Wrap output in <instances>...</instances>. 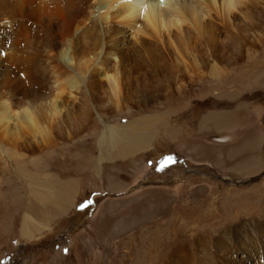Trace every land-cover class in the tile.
<instances>
[{"label": "rangeland", "instance_id": "374dc122", "mask_svg": "<svg viewBox=\"0 0 264 264\" xmlns=\"http://www.w3.org/2000/svg\"><path fill=\"white\" fill-rule=\"evenodd\" d=\"M253 28L225 29L212 65L196 52L182 78H142L118 116L86 101L70 140L27 150L0 130V264H142L150 238L191 250L222 226L262 220L264 167L253 157L264 164V21ZM138 93L155 96L140 104ZM111 125L144 144L122 155L100 141ZM157 247L149 264L166 253Z\"/></svg>", "mask_w": 264, "mask_h": 264}, {"label": "bare ground", "instance_id": "6f19581e", "mask_svg": "<svg viewBox=\"0 0 264 264\" xmlns=\"http://www.w3.org/2000/svg\"><path fill=\"white\" fill-rule=\"evenodd\" d=\"M263 21L264 0H0V130L3 136L22 135L27 150L70 140L81 132L74 115L86 101L102 100V108L118 116L125 95L142 78L164 69L182 78L198 62L196 52L205 53V65L214 63L227 49L219 39L225 29L237 36V29L251 32ZM140 94V104L155 96ZM120 129L107 126L100 141L122 155L144 144L138 132L130 136ZM253 158L262 169L263 162ZM257 221L222 226L191 250L174 248L169 239L164 245V237L139 242L155 245L147 247L142 264L157 257L158 245L166 253L156 264H264V216Z\"/></svg>", "mask_w": 264, "mask_h": 264}, {"label": "snow or ice", "instance_id": "6c2138e0", "mask_svg": "<svg viewBox=\"0 0 264 264\" xmlns=\"http://www.w3.org/2000/svg\"><path fill=\"white\" fill-rule=\"evenodd\" d=\"M168 159L171 160V157H169ZM157 170L159 171V170H162V169H157ZM82 207H83V205H82Z\"/></svg>", "mask_w": 264, "mask_h": 264}]
</instances>
